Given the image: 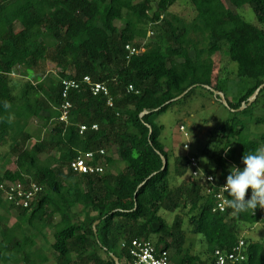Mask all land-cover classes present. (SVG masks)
Listing matches in <instances>:
<instances>
[{"label": "trees", "instance_id": "trees-1", "mask_svg": "<svg viewBox=\"0 0 264 264\" xmlns=\"http://www.w3.org/2000/svg\"><path fill=\"white\" fill-rule=\"evenodd\" d=\"M177 2L0 0V186L33 181L44 189L29 209H19L3 199L0 188L2 263L52 262L36 248V239L47 240L44 231L52 229L53 242H48L56 264H116L114 258L129 264L121 244L141 238L173 251L172 264H216L215 250H232L243 239L248 264H264V236L258 241L241 236L242 225L264 221V210L213 213L214 199L192 177L188 155L177 157L171 177L170 151L156 124L185 92L183 100L203 89L223 105L206 87L225 94L214 57L226 52L246 90L235 100L225 94L231 118L216 134L217 145L213 140L201 152L208 158L204 173L220 171L224 181L230 163L240 167L244 154L263 148L264 133L251 138L245 132L253 107L260 100L264 104L263 89L247 106L264 85V0H190L191 22L170 11ZM248 7L257 23L239 13ZM151 32L155 38L145 44ZM128 45L144 51L130 56ZM50 65L59 69L57 77ZM85 76L106 83L113 107L84 87L70 94L68 121H61L60 80ZM14 77L26 80L19 90ZM251 120L264 123V117ZM83 125L87 130L81 134ZM100 150L106 152L105 173L71 170L79 153ZM180 211L190 216L191 232L203 236V253L185 247ZM162 213L175 214L173 223ZM11 214L18 217L13 226Z\"/></svg>", "mask_w": 264, "mask_h": 264}, {"label": "rangeland", "instance_id": "rangeland-1", "mask_svg": "<svg viewBox=\"0 0 264 264\" xmlns=\"http://www.w3.org/2000/svg\"><path fill=\"white\" fill-rule=\"evenodd\" d=\"M135 3H139L143 0H134ZM157 2L158 0H152ZM190 0H179L171 9L172 13H175L182 18H184L187 22H191L195 17L191 6L188 4ZM239 13L243 15L245 20L249 23H257L256 17L252 9L243 8L239 10ZM118 27H124V22H116ZM155 36V35H154ZM152 37L148 40V42H152L155 37ZM166 46V45H165ZM214 60L217 63V70H215L216 75L220 79V84L224 89L225 94L230 99H237L244 93L246 87L244 84L237 78V65L233 63L226 52H223L220 56H215ZM50 72L53 74V77H57L60 72L55 66L50 65ZM15 86H17V90L20 89V84H24L26 81L20 77H14ZM18 93V92H17ZM264 97V96H263ZM252 118L255 119L258 117H264V104L263 101L260 100L253 109H252ZM231 118V113L226 109L224 105L218 103L214 97L206 92L203 89H198L197 93L192 94L191 97L187 99L179 100L177 103L172 105L166 112L161 114L156 120V124L162 126V133L160 137V141L166 146L170 151L171 160H170V173L171 177L174 174L175 161L177 157L182 155L195 156L200 160V169L204 172L207 168L206 163H208V158L206 155L202 154V150L206 147V144H213V140L217 139L216 134L219 129L226 123L227 120ZM250 118L246 121V125L249 127L246 130V134L249 137H257L264 133V123L254 124V121ZM252 123V124H250ZM39 121L37 119L32 121V127L34 130L38 128ZM181 127H184V131H181ZM216 131V132H214ZM35 143V140H31L28 143V148ZM184 144L189 145V150L184 149ZM217 145L216 143L214 144ZM214 147V146H213ZM233 147L239 152V146L234 144ZM264 149V146L263 148ZM213 153V151L211 152ZM47 155H41V159H45ZM240 167H242V162H239ZM235 164H229L228 169ZM211 167V166H209ZM220 171L216 174V177H220ZM229 174V173H228ZM174 184V181H173ZM262 211L264 209H261ZM75 212L79 214V220H83L84 216L80 212V208L77 207L74 209ZM2 213L3 210L0 209ZM264 212V211H263ZM183 216L185 220L184 228L187 230V241L186 246L191 248V251L195 254L203 253L205 250V245L203 243L202 235H194L191 230L192 227L188 223L190 216L186 214V211H180L179 213ZM165 217L168 224H172L175 214L171 215L168 213H162ZM17 216L15 214H11L8 218V225L13 226L17 222ZM264 219V215H263ZM57 220V219H56ZM26 229V227H24ZM242 237L252 239L254 241L261 240L264 236V221L256 224V225H242ZM47 233V240L43 239L39 236L36 239L37 247L42 252L41 255L44 257L45 255H49V258L52 262L47 264H56L55 256L53 255V251L50 248L49 242H53V230L44 231ZM26 234L29 232L26 231ZM49 240V242H48ZM34 248V249H36ZM173 254V251L170 253ZM0 264H4L0 261Z\"/></svg>", "mask_w": 264, "mask_h": 264}, {"label": "built area", "instance_id": "built-area-1", "mask_svg": "<svg viewBox=\"0 0 264 264\" xmlns=\"http://www.w3.org/2000/svg\"><path fill=\"white\" fill-rule=\"evenodd\" d=\"M152 36L153 33L151 32ZM146 44V43H145ZM127 50L130 56L140 54L144 51V47L137 48L128 45ZM62 104L60 106L61 117L63 122L68 121L69 111L72 108L70 94L73 91H80L84 87H88L94 96L103 95L107 98L109 107H113V98L110 95V90L106 83L94 82L90 76H85L83 79L62 78ZM133 86H129V91H133ZM93 130L98 129V125L92 126ZM81 134L87 130V126H81ZM184 131V127H181ZM184 149L189 150V145L184 144ZM97 156L99 158L97 159ZM106 152L89 151L81 152L71 162V170L79 174L97 175L103 174L107 170V165L104 162ZM102 159V160H100ZM189 170L192 177L201 180L204 186V194L212 196L214 199L213 213L224 214L231 209L227 201L231 199L228 192L225 190L224 181H220L214 175L205 174L200 169V160L195 156H188ZM3 199L11 206L19 209H29L32 203L43 192V186L33 182H5L1 186ZM251 191V190H249ZM121 247L127 251L129 264H172L171 254L168 250H158L153 241L147 239H133L129 242L124 241ZM216 264H248L247 244L241 239L239 243L229 251L220 249L214 252Z\"/></svg>", "mask_w": 264, "mask_h": 264}, {"label": "clouds", "instance_id": "clouds-1", "mask_svg": "<svg viewBox=\"0 0 264 264\" xmlns=\"http://www.w3.org/2000/svg\"><path fill=\"white\" fill-rule=\"evenodd\" d=\"M242 164L232 166L225 179L224 187L231 197L227 204L237 213L264 209V149L244 154Z\"/></svg>", "mask_w": 264, "mask_h": 264}, {"label": "water", "instance_id": "water-1", "mask_svg": "<svg viewBox=\"0 0 264 264\" xmlns=\"http://www.w3.org/2000/svg\"><path fill=\"white\" fill-rule=\"evenodd\" d=\"M206 89L211 90V91L215 94V96L219 98V100L222 102V104H223L224 106H226L227 108L229 107L228 102H227L226 97H225V94H224L223 92L215 91V90H213V89H210L209 87H206ZM263 89H264V85H261V86L255 91V93L253 94V96L249 99V103H248L247 106H250L254 101H256L258 95L260 94V92H261ZM186 93H187V92H185L184 94H182V95L179 96L178 98L172 100L170 103H172V102H174V101H179V100H181V99L186 95ZM244 108H245V106L241 107L238 111H241V110H243ZM143 115H144V114H143ZM162 160H163V165H164L163 168H164V169L168 168V161H167V159L164 158V157L162 156ZM97 224H98V222L94 225V230H95V231H96V226H97ZM114 260H115V263H116V264H120V262H119V260H118L117 258H114Z\"/></svg>", "mask_w": 264, "mask_h": 264}]
</instances>
